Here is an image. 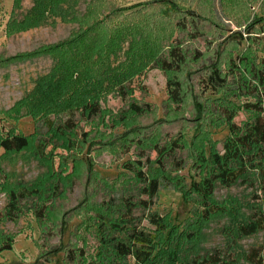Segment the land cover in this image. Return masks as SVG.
Here are the masks:
<instances>
[{"label":"rangeland","instance_id":"1","mask_svg":"<svg viewBox=\"0 0 264 264\" xmlns=\"http://www.w3.org/2000/svg\"><path fill=\"white\" fill-rule=\"evenodd\" d=\"M171 2L0 0V110L20 109L13 118L0 112V140L18 133L35 137L28 149L0 159V249L12 247L0 254V264L111 262L112 249L104 241L119 236L111 226L124 211L122 200L140 198L124 165L141 161L149 175L160 177L154 145L179 138L185 149L164 163L168 184L148 211L138 207L133 214L134 223L155 238L156 264H189L215 251L244 263L252 247H261L264 257V230L250 237L238 231L264 212V168L252 172L248 183L218 184L212 205L219 213L207 221L200 202L182 192L203 174L194 155L204 142L223 152L228 136L206 112L211 99L224 95L204 88L205 73L218 67L228 75L229 101L239 108L235 121L247 119L241 107L253 99L241 96L240 85L264 60V0H241L240 6L222 0ZM173 47L187 57L178 75L154 68ZM232 62L242 75L231 71ZM173 78L185 91L180 107L169 98L167 83ZM86 101L97 103L100 114L87 120L76 110L77 128L60 131L69 110ZM133 103L150 105L151 111L136 115ZM38 109L36 122L28 114ZM22 191L26 199L10 214V194ZM40 209L44 221L36 217ZM152 213L164 219L165 232L146 219ZM78 248L85 257L70 262L68 253ZM174 252L176 263L169 259Z\"/></svg>","mask_w":264,"mask_h":264},{"label":"trees","instance_id":"2","mask_svg":"<svg viewBox=\"0 0 264 264\" xmlns=\"http://www.w3.org/2000/svg\"><path fill=\"white\" fill-rule=\"evenodd\" d=\"M20 0H15V4ZM179 1L186 0H173L168 5H176ZM241 0H222V3L236 4L240 6ZM245 1V0H244ZM250 3L252 0H246ZM258 2V0H257ZM251 4V3H250ZM213 10V8H211ZM180 11V10H179ZM178 13V10H177ZM57 51L59 47H56ZM51 50V49H48ZM244 63L243 58L240 59ZM187 57L180 49V47H173L168 53L167 59H161L155 62L154 68H159L166 73H174L178 75L183 71L186 65ZM232 72L243 71L240 65L231 63ZM251 75L248 79L240 85V89L244 92L241 96L250 97L252 101H245L241 109L247 114V119L242 121L241 124L236 123V118L239 114V108L233 107L229 101L232 98V88L229 84L228 75L216 67L210 69L203 77V86L206 90H212L214 95H224L219 99H211L209 102L212 104L208 107L206 112L215 116L218 121L216 127L218 129L226 127L228 129V136L223 142V152H219L213 145L209 143L201 147L195 156V165L203 174L194 179L187 191L182 190L185 198H196L202 209V219L209 220L217 212V207L212 205V198L215 193L217 185L224 187H232L239 181L248 183V176L257 170L264 168V60L261 67H253ZM169 98L177 107L182 106L185 101V91L182 82L173 78L167 83ZM123 92V88L120 89ZM81 112V116L87 120H93L100 114V107L97 103L86 101L81 103L75 110H69V119L60 126V131L73 132L77 125L74 123V111ZM20 111L19 107L10 111H2L5 116H11ZM131 111L136 115H143L151 111L150 105L140 106L135 103L131 104ZM1 114V113H0ZM19 114V113H18ZM32 115L34 119L39 120L41 117L40 109L28 114ZM18 116V115H17ZM19 117V116H18ZM17 118V120L20 118ZM47 118V116H46ZM45 122L52 126V121L49 118ZM36 130H39L36 124ZM35 137L30 138L24 135L9 134L1 138L0 149L3 154L0 159L10 153H21L28 149L32 143L35 142ZM208 145V146H207ZM38 149H41L39 146ZM185 149V141L183 138L171 139L164 144L154 145L153 151L158 154L156 164L158 165L161 173L160 177H152L145 171V166L141 161L129 162L124 165L125 170L132 174L135 181L139 185L140 198L136 199L134 195L124 198L123 206L124 211L120 215V220L112 223L111 229L117 237H111L104 241L107 247L112 249L113 259L110 263L103 264H129V260H135V264H156L157 259V245L155 238L152 234L145 231L141 224H135L133 214L136 208H142L148 211L153 205V199L159 195L163 187L168 184V179L164 178L165 161L171 159L176 160V153ZM143 158V155H140ZM168 181V182H167ZM170 184V183H169ZM38 195L39 192L35 191ZM146 198V199H143ZM24 191L10 194V203L8 210L11 213H16L20 201L25 200ZM112 204V202H111ZM36 217L40 221H44L45 209L36 211ZM150 224L157 228V230L165 232L166 225L164 219L158 214H150L148 218ZM134 224V225H133ZM103 228V226H102ZM264 230V212L255 213L252 219L238 228L240 235L244 237L253 236ZM10 245H5L0 249V254L5 251H11ZM85 251L78 248L76 252L68 253L70 262H75L78 258H84ZM169 259L177 262V254L170 253ZM244 263H240L233 255L225 254L220 251H215L212 254L202 257H195L189 264H264L263 250L261 247H252L245 254Z\"/></svg>","mask_w":264,"mask_h":264}]
</instances>
